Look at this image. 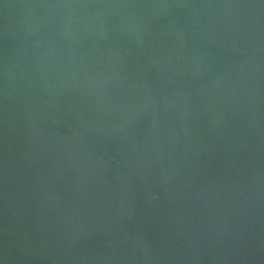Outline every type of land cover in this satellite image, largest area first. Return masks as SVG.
Here are the masks:
<instances>
[{"label": "water", "instance_id": "95a60500", "mask_svg": "<svg viewBox=\"0 0 264 264\" xmlns=\"http://www.w3.org/2000/svg\"><path fill=\"white\" fill-rule=\"evenodd\" d=\"M0 264H264V0H0Z\"/></svg>", "mask_w": 264, "mask_h": 264}]
</instances>
